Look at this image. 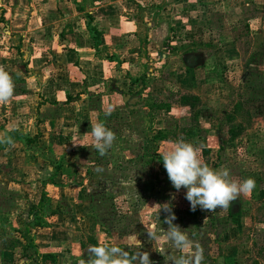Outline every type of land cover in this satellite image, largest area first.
I'll list each match as a JSON object with an SVG mask.
<instances>
[{
  "label": "crops",
  "instance_id": "obj_1",
  "mask_svg": "<svg viewBox=\"0 0 264 264\" xmlns=\"http://www.w3.org/2000/svg\"><path fill=\"white\" fill-rule=\"evenodd\" d=\"M219 9L224 14L220 19L216 17ZM0 17L4 19L0 20V54L8 57L0 63L4 62L6 71L22 84V91H14L12 99L0 105V134L7 133L14 141L12 146L0 145V156L8 152L12 174L21 176L14 183L2 177L9 169L6 172L0 168V182L6 191L0 200L13 201L10 209L0 210V264H80L82 259L89 258L90 245L105 243L130 253L148 252L152 264H169V258L177 253L167 246L160 252L157 243L145 237L153 224L168 228L164 210L154 206L142 211V217L135 224L129 222L125 229L107 228L92 217L90 200L98 185L104 194L111 183L120 179L117 173H113L112 179L101 174L111 172V168L119 169L127 161L134 162L128 152L136 149L141 153L144 135L151 133L153 137L157 130L167 128L155 124L163 122V110L157 109L162 113L155 115L154 106H147L146 97L164 99L169 83L171 89L200 97L199 129L208 120L224 119L241 130L229 147H237L236 141L248 150L264 153V147L255 144L257 139L253 137L260 136L258 131L263 134L264 123L256 125L258 129L244 121L234 125L239 119L237 113L244 112L248 121L254 113L244 109L241 98L234 102L226 95L232 96V89L239 86L247 92L259 88L260 96L264 94V83L258 82L257 87L253 84L256 74L264 80V65H260L264 60V0H0ZM227 22L243 24L244 33L237 35L248 33L261 41L258 51L247 53L251 56L248 65L240 70L247 80L242 76L239 86L217 80L213 75L217 69L222 74L220 65L216 66L217 54L230 63L243 55L234 36L235 27ZM204 24H211L209 33L216 40L197 43V28ZM88 25L97 29V41ZM173 43L177 46L173 47ZM178 48L181 49L177 53ZM132 78L138 82H132ZM68 97L76 99L66 101ZM229 102L230 109L225 106ZM170 106L172 111V103ZM176 106L189 110L178 103ZM206 106L210 112L203 111ZM109 109L111 114L105 115ZM150 110L156 117L152 132L146 126ZM98 121L116 136L104 156L84 147L89 143L85 133ZM217 125L213 129L215 135H208L213 140L220 136ZM19 133L37 138L33 144L36 164L47 166L52 174L55 169H62L45 186L42 180L36 182L33 204L39 202L41 190L49 201L41 226L28 228L35 246L26 253L32 258L20 257L8 248L17 237L13 225L24 232L27 229L24 215L14 203L29 200L32 190L27 188L28 184H19L30 153ZM151 142L155 143L152 139ZM225 145L222 140L216 144L217 149ZM254 180L259 182V177ZM19 185L26 186L28 195L17 191ZM127 229L134 233L118 235ZM140 242L142 246L138 247ZM34 251L50 256L42 259Z\"/></svg>",
  "mask_w": 264,
  "mask_h": 264
},
{
  "label": "rangeland",
  "instance_id": "obj_2",
  "mask_svg": "<svg viewBox=\"0 0 264 264\" xmlns=\"http://www.w3.org/2000/svg\"><path fill=\"white\" fill-rule=\"evenodd\" d=\"M220 10L221 9L216 12V17H218V19L224 15ZM227 25L235 27L234 36L240 47V52H242L243 55L240 54L239 58L230 63L229 61L224 60L222 55L220 56L217 54L216 60L218 64L216 66L219 67L220 65V68H222L220 70L222 74L220 75V72L217 69L215 72L213 71V75L217 80L223 79L224 82L228 83L232 81L236 86H239V80L242 79V76H244V80H247L244 71L240 72L241 66H247L251 57L247 55V53L249 51H252V53L258 51L257 49L261 48V41L256 37L253 39L248 33L237 35L242 31V23L232 24L227 22ZM210 26L211 24H204L197 28L198 35L195 37L197 43L201 42L202 44L204 40L205 43L212 42L213 39L216 40V38L214 36L211 37V33H209V30H211ZM213 26L216 28L217 25L215 22ZM242 33H244V30ZM192 43H194V41ZM172 45H174L173 47H176L177 43H173ZM0 47H2V45H0ZM180 49L181 48H178L176 52L178 53ZM7 58V54H0V60ZM3 63H0V66H3L6 70L7 68ZM263 63L264 60L260 65H264ZM229 68H231V70H229ZM234 71H237V73H234ZM256 75L257 77L253 80V84L256 86L258 85V82L264 83V80L258 77V74ZM250 76H248V79ZM12 79L14 84L17 85V87H15V92L22 91V86L20 87V85H22L20 84V79L16 76H12ZM170 84L171 83L166 85V95L164 96V99H153L148 96L146 97V102L148 107H150V105L154 106L155 104L168 103L171 105L172 103L173 110L169 112L167 111V113L163 110V115L160 116L163 119V122L161 120L156 122V117H154L155 115H161L162 111H156L157 109H155V115H153V110H150L148 115L150 118H148L149 124L147 122L146 126L147 128H151L152 132L154 130L153 121H155L156 125L161 124L167 126L170 135L175 131V135L170 136V138L165 141H157L153 143L151 142L152 134L146 133L144 135L145 147L142 146L140 150L141 153H138L136 149L131 153L128 152L129 156H132L129 159H135L134 162L131 163L130 161H127V163H124L119 169L111 168V172L101 174L102 177L107 175L112 179V176H114L113 173H117V176L120 179H116V184L111 183L109 190L104 194L101 185H98L94 198L92 201L90 200L92 203L90 207V211L93 214L92 217L98 222V224H102L104 227L108 226L125 229L129 222L135 224L140 217H142V211L144 210H150L155 206L157 207L156 209L160 208L162 211L164 210L166 216H168L169 211L167 210L170 207L171 214L175 216L172 223L186 231L190 239L198 241L204 248V259L202 264H264V195L260 196L259 194L264 191V153L253 151V148H251L252 150H248L246 146L244 147V144L236 141L235 143H238L236 144L237 147H229L232 145L230 141L235 139L230 140L231 133L228 130L233 125L224 119H217L216 121L208 120L206 125L209 126L205 125L204 128L202 127L203 129L197 130L201 135L192 138H184L181 135V128H178L179 126L190 124V111L176 106L177 103L174 101V98L178 97V93L177 91L173 92V90L177 89L180 93L182 92L178 88H169ZM232 91V96H229L228 93H226V95L230 97V100L235 102L239 101V98H241L243 101L241 104H244L245 106L244 109H252L254 113V118L252 119V117H250L249 121L245 120L244 112L237 113L239 119H236V124L234 125H237L238 121H244V123L252 124V127L255 126L257 127L256 129H258L259 127L256 125L264 123V94L261 93L260 96L259 88L254 87L251 92L245 91L240 86L232 89ZM210 104L215 107L213 103ZM225 106L230 109L231 102L228 104L225 103ZM208 108L209 107L206 106L203 111L210 112ZM211 109L213 110L214 108L211 107ZM215 111L218 115V109ZM198 123L200 125L199 121ZM216 125L220 126V136H214L213 140V138L208 135L214 133L213 129L215 130ZM174 127H177L176 130H174ZM258 133H260L261 137L259 135L253 136L257 139L255 140V144L259 143L264 147V132L262 134L261 131H258ZM180 139L197 147L200 150L199 154L202 161L214 170L227 168L230 176L239 180L249 177L252 179L259 177V182L255 181L256 187L250 195H242L238 200L231 203L230 208L235 212L239 211V215L235 218L236 220H233V218L229 216L230 208L227 211L217 209L213 212L201 210L199 207H197L195 211L191 210L189 202L185 199L186 189L181 188L179 191H176L172 187L163 167L162 154L172 142ZM221 140L224 141L226 145L222 149H217L216 144ZM33 146L34 145L28 147L30 148V153H28L29 157H26L28 164L24 165V176L21 178V182H19V184L22 182L24 185L28 184V189L32 188L31 192H29L31 193L30 198L29 200H24L21 204L20 201L19 204L17 201L14 203V205L19 207V213H22L25 219L29 204L33 203V195L37 192V186H35L37 180H42V183L44 181L48 184L52 179L51 170L43 164H36V161H34L35 159L33 156H35L36 151H34ZM135 146L137 147V145ZM205 147H210L207 154L203 152ZM5 155L6 156L2 158L0 156V162H2L0 163V168L6 172L7 169H9V172L2 177L4 179L13 180L14 183L16 180L20 181L18 180L21 177L20 174L13 175L12 173H14V170L11 172V163L8 152ZM33 161L34 163H30ZM5 162L7 163L3 164ZM86 170V172L90 171V169ZM17 171H20V167H18ZM86 187L87 185H85L84 188ZM27 188L26 186L23 188L19 185V190L17 191L23 192V195L26 196L28 195ZM17 191L14 190L13 193H17ZM5 193L6 191L0 182V195L5 197ZM12 202L13 201L10 199H1L0 210L5 211L6 209H10ZM155 202L156 205H154ZM14 208L16 209L17 207ZM143 220H145V224H148L147 219H144L143 217ZM163 220L164 218H160V221ZM152 222L154 221H149V223ZM143 229H148V227H144ZM125 233L131 234L134 232L127 229L126 231L119 232L118 235H124ZM145 237H148L147 234Z\"/></svg>",
  "mask_w": 264,
  "mask_h": 264
},
{
  "label": "clouds",
  "instance_id": "obj_3",
  "mask_svg": "<svg viewBox=\"0 0 264 264\" xmlns=\"http://www.w3.org/2000/svg\"><path fill=\"white\" fill-rule=\"evenodd\" d=\"M15 84L11 75L0 66V105L7 104L14 96ZM111 109L105 113L110 115ZM85 135L89 138L84 147L97 151L101 156L113 146L115 133L108 129L103 122L91 125V130ZM14 141L7 133L0 134V145L12 146ZM200 150L183 139L174 141L162 154L163 167L172 187L179 191L186 189L185 199L191 210L197 207L207 212L217 209L227 211L231 203L240 196H248L256 187L252 178L243 180L230 176L227 168L212 169L200 158ZM100 171V169H97ZM165 217L168 228L153 224L146 231L150 240L158 245L163 252L164 246L173 249L177 254L169 258V264H202L204 248L198 241L190 239L188 233L178 225L172 223L175 216ZM142 246L140 242L138 247ZM88 259L81 260L80 264H152L148 252L136 251L130 253L120 246L108 244L90 245L87 249Z\"/></svg>",
  "mask_w": 264,
  "mask_h": 264
},
{
  "label": "trees",
  "instance_id": "obj_4",
  "mask_svg": "<svg viewBox=\"0 0 264 264\" xmlns=\"http://www.w3.org/2000/svg\"><path fill=\"white\" fill-rule=\"evenodd\" d=\"M78 10H80L78 8ZM89 18V15L87 16ZM0 20H4L3 17H0ZM91 21V20H90ZM90 32L93 34L94 39L97 41L98 40V36H97V29L95 27H92L90 25H88ZM132 82H138V79L136 78H132L131 79ZM177 91V103L178 105L181 106H186L189 108L190 111V124H188L186 127H182L180 129L181 133L184 135V138H192L195 137L197 133H199L197 130L199 129L200 125L198 123L199 121V117H200V113H201V104L202 101L200 99V97L198 95L192 94V93H180L179 90L175 89L173 90V92ZM76 98H72V97H68V99L66 101H70V100H75ZM171 108V106L167 103L165 104H155L154 107H152V109H162L165 110L166 112L169 111ZM177 127H174V130ZM240 127L236 126V127H230L229 128V132L231 133L230 136V140H233L234 138H236V136H238V134L240 133ZM175 131H173V133L170 135L169 130L166 128L164 129H159L156 131V133L153 135V137L151 138L153 141L157 142V141H165L167 139L170 138V136H174ZM20 137L24 140V143L27 147L32 146L35 142H36V137L32 138L29 135L23 134V133H19ZM200 135V133H199ZM5 146V145H3ZM204 153H208L209 152V148L205 147L203 149ZM60 169V168H59ZM58 168L54 170V173L51 174V178H53L57 173V171L59 170ZM52 180V179H51ZM43 185L46 184V182L43 181L42 183ZM260 196L264 195V191L259 193ZM48 198L46 197V193L44 190H42L41 193V197L40 200L37 204H33L30 203L29 207L27 209L28 211V217L31 216L29 218L28 221L27 218L25 220H23L24 222V227H26V231L24 232L23 230H21L20 228H18L17 225H13V227H16L14 229V231L16 232V238L12 239L10 241V243L8 244V248H11L14 252H16L20 257H27V258H32V255H28V253H26V251L28 249L34 248L35 243L33 240V237L28 235L29 234V229L30 227H35V226H41V223L43 221V216H44V208L45 205L48 203ZM239 214V211H233L232 208L229 209V216H231L233 218V220H236L235 218L237 217V215ZM24 240L25 242L23 243ZM33 254H35L36 256H41L42 259H46L47 257H49L50 255L47 254H40L37 251H34Z\"/></svg>",
  "mask_w": 264,
  "mask_h": 264
}]
</instances>
